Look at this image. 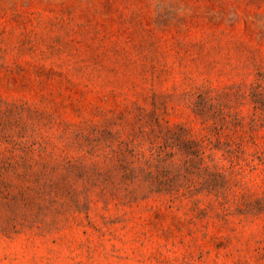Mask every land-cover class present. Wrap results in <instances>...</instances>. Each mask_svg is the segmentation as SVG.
Masks as SVG:
<instances>
[{
    "label": "rangeland",
    "instance_id": "rangeland-1",
    "mask_svg": "<svg viewBox=\"0 0 264 264\" xmlns=\"http://www.w3.org/2000/svg\"><path fill=\"white\" fill-rule=\"evenodd\" d=\"M0 264H264V0H0Z\"/></svg>",
    "mask_w": 264,
    "mask_h": 264
}]
</instances>
